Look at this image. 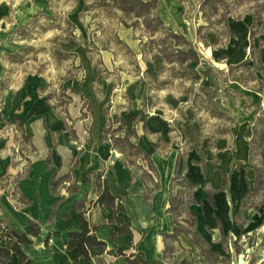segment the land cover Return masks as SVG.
Segmentation results:
<instances>
[{"label": "rangeland", "instance_id": "1", "mask_svg": "<svg viewBox=\"0 0 264 264\" xmlns=\"http://www.w3.org/2000/svg\"><path fill=\"white\" fill-rule=\"evenodd\" d=\"M142 1L149 3L145 20L120 11L113 0H0V33L13 34L26 48L18 60L24 63L22 76H48L45 90L60 112L75 95L62 89L63 82L79 75L87 79L91 67L98 86L120 92L113 99L125 101V107L131 99L123 74L141 76L151 99L145 111H171L184 166L173 182V230L164 238L168 264H255L264 253V0ZM25 14L29 20L22 26ZM64 44L76 55L63 56ZM0 58L7 63L0 74L1 105L13 85L9 63L15 59ZM82 101L90 113L91 102ZM192 116L201 127L195 145L176 127V121ZM10 125L0 111L1 130ZM13 125L19 128L18 122ZM127 133L119 120L106 135L124 148L118 139ZM203 152L211 155L204 159ZM14 156L29 161L21 152ZM225 160L231 167L215 185L206 167L217 174ZM190 165L201 173L194 181L188 178ZM9 181L1 180L3 189ZM10 191L16 197L15 181ZM223 198L231 205L220 215L217 203ZM0 220V246L10 248L1 210Z\"/></svg>", "mask_w": 264, "mask_h": 264}, {"label": "crops", "instance_id": "2", "mask_svg": "<svg viewBox=\"0 0 264 264\" xmlns=\"http://www.w3.org/2000/svg\"><path fill=\"white\" fill-rule=\"evenodd\" d=\"M20 19H23L22 26L29 20L26 14ZM12 35L0 33V56L3 54L15 59L9 63L14 69L13 85L0 105L6 121L11 123L4 130L0 126V210L1 218L9 223L11 229L31 237L33 244L23 245V253L33 264H61L64 261L84 264L83 258L74 263L77 256L75 250H66L68 235L82 231L75 206L84 204L88 209L84 211V216L90 228H96L97 238L115 252L113 255L94 251L91 253V264H129L118 257L120 248L139 264H168L164 256V238L173 230V182L184 167L180 162V147L175 143L176 131H171L168 116L171 111L164 115L161 110L156 113V107L152 109L153 113L150 109L145 111L151 101L145 96V82L141 76L123 74L124 91L131 99V107H125V101L113 99L120 92L110 91L109 85L103 87L104 83L98 86L97 70L91 67L92 75L87 79L79 75L63 82L62 89L75 95H71L72 102L67 105L66 111L60 112L55 101L47 96L49 92L45 87L50 79L45 73L21 75L19 69L24 63L18 60L25 54L23 50L26 48ZM59 47L63 56L76 55L77 50H72L67 44ZM6 66L7 63L0 58V74ZM82 98L91 102L90 113L83 107ZM194 117L175 120L179 132H184L193 145L199 144L201 132L200 124ZM119 120L125 125L129 141L147 155L148 160H138L115 148L106 134ZM14 122L22 126V131L15 128ZM23 135L29 137L28 148L22 144L25 141ZM17 152L25 154L29 161L16 159L14 154ZM206 153L201 154L204 159L208 158L209 152ZM191 166L188 178L194 181L195 176L201 173L197 167ZM227 167L230 168V164L227 165L226 160L221 161L217 174L210 165L206 167V173H212L215 185L220 184L221 173L229 172ZM146 174L159 184V188L149 196L148 192L155 183L147 182ZM101 176L107 181L110 193L123 199L126 214L131 220L132 236L113 238V232H118L119 227L109 225L111 210L100 207L89 209L100 196ZM7 177L10 181L5 190L1 180ZM12 181H15L16 197L21 198V204L11 191L8 192ZM230 205L228 198L218 201L217 213L226 214L225 210L229 211ZM31 223L40 226L39 236L30 235ZM56 232L60 233L59 236H54ZM262 233L264 235V230ZM48 238L49 245L46 247ZM263 262L264 253L255 260V264ZM9 264H19L18 258L13 255Z\"/></svg>", "mask_w": 264, "mask_h": 264}, {"label": "trees", "instance_id": "3", "mask_svg": "<svg viewBox=\"0 0 264 264\" xmlns=\"http://www.w3.org/2000/svg\"><path fill=\"white\" fill-rule=\"evenodd\" d=\"M113 3L116 7L122 11L133 15L136 19L145 20L148 17L149 3L142 0H113ZM19 129L22 131V126L19 125ZM24 140H29V137L23 135ZM118 142H124L125 147L122 148L118 145H114L116 149L122 151L124 154H129L132 157H139L142 159L148 160L147 155L143 154L135 145H133L129 141V135L123 139H118ZM151 168V165H150ZM153 172H155L153 170ZM145 180L147 182H154L152 176L145 175ZM154 188L149 190L148 195L155 192L159 188V184L154 182ZM56 183L53 182V187H55ZM99 189L101 190L100 196L96 203L92 204L91 208H109L111 210V214L109 216V225L118 226L119 231L113 232V238L123 237V236H132L133 229L131 225V220L127 216L123 199L120 197L113 196L108 188V183L102 176L99 179ZM78 211V220L82 225L81 232H71L68 235V241L66 244L67 251L75 250L77 256L74 259V263H77L80 258L84 259V264H91V253L94 251H100L102 253L115 254L113 250H109L108 244L104 241H101L96 236V228H90L88 222L85 219L84 211H87V207L84 204H80L75 206ZM2 221V220H0ZM41 234V228L36 223L30 224V235L32 237H37ZM59 232H56L54 236H59ZM7 242H10V248L0 246V264H9L13 261V255L18 258L19 264H33L32 260L29 259L22 251L23 245H32L33 241L31 237L24 232H17L11 229L9 226L5 228V236ZM1 241V238H0ZM49 238L45 242V246L48 247ZM117 255L120 258H124L129 262V264H139L136 259H133V256H126L123 253V249L120 248L117 251ZM61 264H68L66 261ZM264 264V262L262 263Z\"/></svg>", "mask_w": 264, "mask_h": 264}, {"label": "built area", "instance_id": "4", "mask_svg": "<svg viewBox=\"0 0 264 264\" xmlns=\"http://www.w3.org/2000/svg\"><path fill=\"white\" fill-rule=\"evenodd\" d=\"M117 156H118V154H117Z\"/></svg>", "mask_w": 264, "mask_h": 264}]
</instances>
